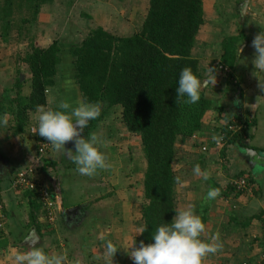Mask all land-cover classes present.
Here are the masks:
<instances>
[{"label":"rangeland","instance_id":"obj_1","mask_svg":"<svg viewBox=\"0 0 264 264\" xmlns=\"http://www.w3.org/2000/svg\"><path fill=\"white\" fill-rule=\"evenodd\" d=\"M243 1L246 0H204L205 24L199 31L193 49V56L200 61L202 79L206 78L207 73L205 72L208 71L209 67H218L223 52L222 43L227 37L245 35V39L238 45V50L239 47L247 50L245 45H248L254 39L252 36L253 29L248 28V25H253L254 22L250 17L245 20L246 14L241 9ZM36 2H32L29 7L25 5L24 8L20 9L15 6L10 19V27L5 30L8 21L7 18L3 19L5 1L0 0V117L8 119L7 126L2 127V129L9 133L11 137L16 134L18 94L28 97L32 91V73L29 65L25 62L26 56L32 52V47H48L54 41H58L62 47L61 57L63 61L59 64L55 85L48 88L51 104L45 108L55 109L61 101L74 104L76 100L84 99V97L79 92L75 77L72 78L74 66L70 47L81 44L88 34L98 27H103L105 30L119 36L135 34L142 28L145 12L136 15V8H139L137 0H42L38 4ZM257 21L256 27L263 28L260 31L264 30L259 18ZM5 32H7V35H5ZM217 72L215 74V76H219L218 79L216 77L217 82L222 80L221 78L226 81L227 78L220 73L219 69H217ZM234 75L233 84L235 85L238 77L235 72ZM18 79H20L21 87L17 85ZM219 86L215 85V87ZM211 87L209 85L203 90L206 97L208 96L213 101V105L208 112L212 118H218V122L214 123V120L211 122L210 119L207 121L208 129L203 137V141H206L209 137L207 145L202 144V128L190 137L180 135L176 142V156L173 163L178 189L176 191L178 196L176 194L175 197L176 210L192 206L199 216L205 215L202 212V199L208 186L204 178L202 179L203 161L207 160L209 170H220L222 176L216 174L218 183L224 180L228 182L226 178L232 176V169L234 167L239 169L238 165H234L232 161L234 157L228 150L231 146H228V151L226 150L222 154L220 149H223L224 145L217 143L221 139L223 121L233 117L229 111L230 108L227 106L228 99L224 98L225 96L228 97L226 95L228 90L223 92L224 96L215 88L213 91L216 93H211ZM231 88L238 89L232 86L228 87L229 90ZM217 89L222 92L226 88L219 87ZM233 96L238 97L235 94ZM101 105L102 110L105 111V104ZM219 109H222L223 112H220ZM36 115L37 111L29 113L30 122L26 128L27 131L22 132L23 134L19 133L23 141L24 138L29 140L33 157H36L39 145L31 127L37 126ZM84 131L85 138H88L91 133H96L108 142V146L102 148L101 151L105 153L106 162L110 167L99 170L92 177L75 174L79 177L76 178L78 186L72 197L70 191L73 185L66 180V173L68 174L69 169L71 172L73 167H76L70 160L72 156L71 146L65 145L66 154L64 151L56 153L55 158H57L56 161L59 167L57 166L52 170L49 163L46 162L49 154L56 151L54 147L47 154V157L40 159V162L35 164L38 166V175L42 181L50 188L58 187L60 189L62 202H66V206H78L77 211L73 212L76 218L71 220V217H66L62 211L56 214V221L51 224L45 214L40 209L37 210L31 202L34 195L27 191L16 190L19 196L25 199L26 202L29 201L28 204L32 207L29 213H26L25 220H20V223L26 222L24 224V227H26L31 220L30 215L37 212L35 223L33 224L30 221L29 224L43 231L41 248L49 255L67 253V264H103L101 257H103L107 240H111L119 248L113 257V264H134L130 251L136 248L135 240L141 235L139 231L143 227L141 208L145 202L144 174L147 167L141 138L138 134L131 133L126 129L122 121V110L118 107L107 109L106 114L95 128L93 126L88 127ZM30 135H34L36 142ZM214 137L216 139H213ZM24 145L25 142H23ZM21 150L24 151V148ZM238 153H243V151L238 150ZM240 160L242 161L241 158ZM28 165L25 159L17 167L20 170ZM196 165L201 168L200 176L194 174L193 169ZM258 170L263 172L256 177L258 188L262 191V188H264V166H259ZM17 171L14 169L13 172H9L5 177L3 176L2 182L4 181V184H7L5 187L8 188V192L4 188L1 189L2 193L9 195V187L13 186ZM188 183L190 187L186 186ZM259 189H256L255 192ZM64 196L67 199L66 201ZM252 198H255V196ZM244 204H247L246 201ZM248 204H251V202ZM24 206L22 205L19 209L24 211L26 209L23 208ZM63 206L65 205L63 204ZM218 206L219 210L217 212L211 214L212 210L210 211L214 224L212 226L207 225L208 227H206L201 239L211 242L212 237L218 235L222 249L215 254L206 256L203 264L250 263L251 259L247 253L254 254L253 250L249 251L253 248L250 247L251 238L243 236L245 234L240 235L242 236L240 238L239 232H241L240 228L242 226H236L238 224L231 223L228 228L221 227L220 225L224 223L222 217L227 220L228 216L223 211L222 205L219 204ZM259 206H252L254 211H246L245 206H242L238 214L244 217L246 212V214L257 212ZM221 213H223L222 217H220ZM7 221L8 219H5L3 225L0 226V243L4 242L6 237H11L9 241L12 242L13 239L15 243V238L10 236L12 228L8 227ZM45 224L48 226H44ZM18 227L17 224L14 226V228ZM16 231L20 232V230ZM238 239H241L243 244ZM18 246H14L17 247L15 249L13 246L5 248L2 245L4 249L0 250V264H16L15 255L26 252L25 248L23 250V247ZM240 248L246 252V254L244 253L246 258L239 255L242 254Z\"/></svg>","mask_w":264,"mask_h":264},{"label":"trees","instance_id":"obj_2","mask_svg":"<svg viewBox=\"0 0 264 264\" xmlns=\"http://www.w3.org/2000/svg\"><path fill=\"white\" fill-rule=\"evenodd\" d=\"M4 1L3 19L8 20L5 25L7 30L15 6L20 9L42 0ZM204 24V0H150L148 14L139 32L119 36L98 27L81 44L70 47L73 74L82 97L105 104V111H101L98 119L90 121L88 127L95 128L107 109L118 107L122 110V121L126 129L141 138L147 161L144 174L145 202L141 208L142 229L146 230L136 238L135 247L140 246L141 241L145 244L153 242L152 233L155 228L160 224L171 223L175 217L177 181L173 163L177 139L180 135H195L202 128L203 120L213 105L204 90L200 101L193 105L183 100L178 102L175 90L179 74L185 67H190L202 79L200 61L193 56V49ZM244 36L227 37L222 43L223 52L218 67L212 68L214 74L218 73L217 69H230L231 72L223 73L229 84H233V69L238 63V45L245 39ZM32 48V52L25 58L32 73V91L28 97L18 94L16 134L26 130L30 112L37 111L40 106H48V88L55 85L58 67L63 61L62 47L58 41L48 47ZM17 85L21 87L20 79ZM219 111L223 112L222 109ZM257 124V118L248 119L239 114L229 117L221 132L225 144L244 139L249 129ZM231 126L235 129H229ZM37 140L39 144L40 138L37 137ZM238 177L235 180L245 179L248 186L253 187V179L246 175ZM228 190L239 194L248 191L237 190L233 183L228 186ZM31 202L36 209L40 207L42 213H46L35 195ZM4 204L3 211L7 217L9 212L5 201ZM36 214L33 212L30 215L33 224ZM263 216L264 212L262 216L254 217H261L262 222ZM200 217L205 223L207 216ZM256 239L259 241V238ZM6 243L4 241L1 246Z\"/></svg>","mask_w":264,"mask_h":264},{"label":"crops","instance_id":"obj_3","mask_svg":"<svg viewBox=\"0 0 264 264\" xmlns=\"http://www.w3.org/2000/svg\"><path fill=\"white\" fill-rule=\"evenodd\" d=\"M149 2L150 0H137V6L139 8H136L137 10V14L139 15L140 12H144V18H143V22L144 23L146 16L148 14V10H149ZM243 6H241L242 11L245 12L246 14V19H248V17H250L254 22V24H250L248 25V28L253 29L252 31V36L255 37L257 34H259L258 31H260L261 27L257 26L256 27V21L259 18L260 22H262L261 24L264 27V0H246L243 1L242 4ZM240 7V6H239ZM205 8V7H204ZM259 8V9H258ZM242 12V14H243ZM128 14V13H127ZM259 16V17H258ZM255 20V21H254ZM258 22V21H257ZM259 23V22H258ZM143 26V25H142ZM115 34V33H113ZM133 35V34H131ZM130 36V35H129ZM252 42H250L248 45H245L247 47V50H243L240 52V56H239V50H238V63L235 69H233V74L234 72L237 74L238 79L237 80V84L235 85V88L238 89H228V87L232 86V84H229L227 79H225L226 81L223 80V78H221L222 80H218L219 82H217V79L219 78V76H216V83L215 85H220L219 87H223L226 88L224 89V91H220L219 87H215L214 88L216 90H218L222 95L225 96V94L223 92H225L226 90H228V94H226L228 97H224L227 100V106L226 108L229 109L230 113L234 116L236 114L242 115L244 118H248V119H252V118H257L258 120V124L256 126H253L251 129H249L247 136L242 139V140H237L236 143H229V144H224V148L220 149V152L223 153V151L225 152L227 150L228 146H231V148H229V152H231L232 157H234V159H232V161L234 162V165H238L239 169L234 167L233 173L231 174L232 176H229L228 178H226L229 182L228 183L226 180L219 182L217 181V177L216 174H218L219 176H222L220 173V170H209L208 169V162L205 159L203 161V163L205 162V164L202 163V179H203V175L204 173H207L209 176L208 180H205L206 183L208 184L206 192L204 193V197L202 199V212L203 214H205L207 217L206 220V227L212 226L214 224L213 220L211 219V214L213 212H217L218 209V205H222V209H224L223 211L226 212L227 214V220L225 218L222 217V214L220 215V217H222V220H224V223H222L220 226L222 227H229L231 223L234 224H238L236 226H242L241 232H239V236L243 235V236H247L248 238L250 237V241H252L251 246L253 247L251 248L249 251L253 250L254 254H248L249 258L251 259V264H258V262L260 261V243L259 241H257V236H259L261 234L262 231V222H261V217L259 218H255L254 216H262L263 212H264V191L262 188L261 189L258 188V184H257V179L256 177H258L259 175H261L263 172H261L260 170H258L259 166H264V91H262L259 88V83L260 81L264 82V72H260L255 70V66L252 63V60L254 58V49L251 46ZM221 58V57H220ZM250 63V64H249ZM203 73V72H202ZM205 73H208L205 72ZM220 73H222L220 71ZM219 73V75H220ZM223 74V73H222ZM221 76V75H220ZM235 77V75H234ZM72 78H74V74L72 76ZM75 79V78H74ZM228 86V87H227ZM213 87H211V93H216L213 91L214 89ZM234 88V87H233ZM79 89V88H78ZM223 90V89H222ZM80 92V90H79ZM48 94V93H47ZM233 94H235V96L238 97H234ZM210 96V95H209ZM207 98H209L207 96ZM50 98L48 95V106H50ZM47 106V107H48ZM225 106V105H223ZM228 118V117H227ZM211 120V122L214 120V123L218 122V118H212L211 114H209V112L206 114L203 122L202 123V144H204L205 146L207 145V140L203 141V137L205 135V132L208 129V125H207V121ZM228 121V120H227ZM227 121H223V126L226 124L224 122ZM33 127V126H31ZM27 131V129H26ZM30 132V131H29ZM82 133V132H81ZM23 134V133H22ZM212 134V133H211ZM210 134V136H211ZM9 133H6V131L4 129H2V127H0V188L4 189L5 191L7 190L8 192V188L5 187L7 186V184H4V181L2 182L3 178L5 177V175L9 174V172H13L14 169L18 170V165L26 159V161L28 162V164H32L35 162L36 157L32 155V151L31 148L29 146V140H25L23 141V138L21 139V137L15 134V136H9ZM85 135V131L83 130L82 136ZM30 136H34V135H30ZM34 141L35 138L33 137ZM22 140V141H21ZM23 142H25V145L23 146ZM36 142V141H35ZM108 143V142H107ZM67 146H71V150L75 151V147L73 148L72 146H74V143L70 142V143H66ZM238 147V148H237ZM24 148V151H22L21 149ZM237 148V151H236ZM254 150L256 152H260L255 153L252 152L250 150ZM227 150V151H228ZM238 150L243 151V153H238ZM248 150V151H247ZM34 152V151H33ZM58 151H54L53 154H49V158L46 159V162L49 163V165L51 166L50 168L55 169L57 168V166L59 167L56 159V153ZM65 152V151H64ZM66 154V152H65ZM74 153H72L73 155ZM51 155V156H50ZM71 155V153H70ZM70 157V156H69ZM236 158L238 159L236 161ZM240 158L242 159V161L240 160ZM68 159V156H67ZM71 160V157H70ZM238 163V164H237ZM73 167V166H72ZM12 169V170H11ZM17 171V172H18ZM70 169L68 171V174L66 173V180H68V183H70L71 185H73L70 193H71V197L72 195H74L73 193L75 192V190L77 189V183L78 180L76 178H79L78 176H75V174H79L76 171V167L71 170L70 174ZM248 176L249 178L253 179L254 182H252L253 187L251 191H247L245 193H238L237 191H230L228 190V186L231 185L232 181L235 180L236 177L238 176ZM4 176V177H3ZM225 177V176H224ZM239 178V177H238ZM250 179V180H251ZM74 181V183H73ZM189 186V183L186 184V186ZM255 186V188H254ZM190 187V186H189ZM212 188H217L220 190V195L215 198L214 200H209L207 197V193L210 189ZM254 189V190H253ZM256 189L257 192H255ZM14 190V191H12ZM177 184H176V189H175V195L177 194ZM9 195H6V193L3 192V196H4V201L6 203V208L8 210V214L6 219H8V227L12 228L11 232H10V236H12L13 238H15L16 242H12L9 241V239L11 237H6L4 239V241H7L5 248L8 246H18V247H23V250L25 248L26 252L29 251L31 249V246H36V247H40L42 246V234L43 231H40L39 229H37L36 227H32L29 221L28 225L26 227H24V221L23 223H20V220H25L24 217H26V213L30 211V209L32 208L30 206L29 201L26 202L25 199H23L21 196H19V194L16 192V190L13 187H9ZM18 191V190H17ZM20 191V190H19ZM7 196V197H6ZM178 196V194H177ZM255 198H252L254 197ZM176 197V196H175ZM64 200L66 201L67 199L64 196ZM25 201V202H24ZM246 201L247 204H244V202ZM249 202H251V204H248ZM27 203V204H26ZM22 205H25L23 208H26L23 210L19 209V207L21 208ZM66 202H65V206L63 209V213L65 214V216H69L71 217V220H74L73 217V212H76V208L78 206H74V205H68L66 206ZM251 205V207H250ZM254 205L258 206L257 212H249L248 214H244L243 215H239L238 213H240L241 209L240 207L245 206L246 211L247 210H253ZM253 206V207H252ZM18 207V209H17ZM36 208V207H35ZM38 210L41 208H37ZM34 210V209H33ZM212 210L211 214L210 211ZM226 210V211H225ZM207 211V212H204ZM21 213V214H19ZM73 217V218H72ZM251 217H253V219H251ZM235 218V219H234ZM244 218V219H243ZM14 221H13V220ZM132 220V218H130ZM233 219V220H232ZM241 219H243V221H241ZM19 225L18 228H14L15 225ZM45 226V225H44ZM28 227H31L28 229ZM140 228V227H138ZM36 230L39 238L35 239L32 243L30 242H26L27 237L29 236L30 232L32 230ZM16 230H20V232H17ZM141 232V228L140 231ZM41 236H40V234ZM241 233V234H240ZM28 234V235H27ZM141 234V233H140ZM242 236H240L241 238ZM224 239V238H222ZM241 243L242 240L238 239ZM4 242L0 243V250H3L4 247L1 246V244H3ZM243 244V243H242ZM15 249L17 247H14ZM241 253L239 254L241 255L242 258L245 257L244 253L246 254V252H244V249L242 250V248H240ZM25 252V253H26ZM246 258V257H245Z\"/></svg>","mask_w":264,"mask_h":264},{"label":"clouds","instance_id":"obj_4","mask_svg":"<svg viewBox=\"0 0 264 264\" xmlns=\"http://www.w3.org/2000/svg\"><path fill=\"white\" fill-rule=\"evenodd\" d=\"M254 49L252 63L255 70L264 72V30L260 31L251 44ZM242 49L239 47V56ZM216 76L212 68H208L206 78L198 77L190 67H185L179 74L178 87L175 89L177 101L193 105L200 101L201 92L211 85L214 88ZM259 88L264 91V82L260 81ZM186 98V99H185ZM102 105L99 101L92 102L86 99H78L73 103L61 101L57 108H37V127L33 133L51 144L57 151H65L66 143L72 142L75 151L71 156L76 165V171L82 176L92 177L99 170H105L108 165L107 157L102 148H106L107 142L102 136L91 133L88 138L81 132L88 128L89 122L100 117ZM8 119L0 117V127H6ZM213 139H216L215 137ZM194 174L201 175V168L196 165ZM208 180L207 173L203 175ZM220 195V190L212 188L208 191L209 200H214ZM142 229L140 233H143ZM206 231V225L201 217L196 214L192 206L176 210V215L171 223L160 224L152 233L151 243L140 242V246L130 251L134 264H203L206 256L215 254L222 249L219 236H213L211 242L201 239ZM119 248L107 240L104 246V254L101 257L103 264H113V257ZM16 264H67V253L49 255L43 248L31 246L26 253L15 255Z\"/></svg>","mask_w":264,"mask_h":264},{"label":"built area","instance_id":"obj_5","mask_svg":"<svg viewBox=\"0 0 264 264\" xmlns=\"http://www.w3.org/2000/svg\"><path fill=\"white\" fill-rule=\"evenodd\" d=\"M222 67L220 66V69ZM222 73H229L231 72L230 69L224 68V70L221 71ZM37 126L32 127V133L33 129H35ZM229 129H235L234 126L229 127ZM36 137L40 138L39 145H38V152H37V158L34 163L23 167L17 172L16 177L13 180V188L15 190L20 191H27L29 193H32L35 195L36 199L40 203L43 210L46 211L45 216L46 218L52 223H54L56 214L59 212H62L64 209L62 197L60 194V189L58 187H52L45 184L40 176L38 175V166H36V162H40V159H43L47 157V154L52 151L53 146L48 143L47 140H45L43 137H40L37 133H33ZM218 144L224 145V136L223 133H221V139L217 142ZM205 148V147H204ZM234 185L237 186V190L243 191V189H247L248 191L252 190V187L248 186L247 181L241 180L237 181L234 180L232 182ZM231 183V184H232ZM4 196L2 193V190L0 188V226L3 225V222L6 219V214L4 213ZM262 231L257 238H259V243L261 246V258L258 264H264V216L262 221ZM244 264H250L245 262Z\"/></svg>","mask_w":264,"mask_h":264},{"label":"water","instance_id":"obj_6","mask_svg":"<svg viewBox=\"0 0 264 264\" xmlns=\"http://www.w3.org/2000/svg\"><path fill=\"white\" fill-rule=\"evenodd\" d=\"M250 150V149H249ZM248 151V150H247ZM250 151H252V152H255V153H260V152H256V151H254V150H250ZM39 238V235H38V233H37V231L34 229V230H32L31 232H30V234H29V236L27 237V239H26V242L28 243V242H30V243H32L35 239H38Z\"/></svg>","mask_w":264,"mask_h":264},{"label":"flooded vegetation","instance_id":"obj_7","mask_svg":"<svg viewBox=\"0 0 264 264\" xmlns=\"http://www.w3.org/2000/svg\"><path fill=\"white\" fill-rule=\"evenodd\" d=\"M74 218H76L75 214H73Z\"/></svg>","mask_w":264,"mask_h":264}]
</instances>
